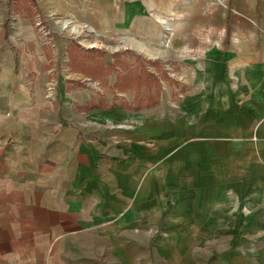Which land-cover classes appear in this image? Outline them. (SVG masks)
I'll return each instance as SVG.
<instances>
[{"label":"crops","instance_id":"crops-1","mask_svg":"<svg viewBox=\"0 0 264 264\" xmlns=\"http://www.w3.org/2000/svg\"><path fill=\"white\" fill-rule=\"evenodd\" d=\"M89 1L95 3L89 14L101 28L109 26L107 17L116 30L134 27L148 2ZM218 1H190L185 48L197 51L191 60L197 89L181 102L175 122L183 130L230 131L194 137L182 132L154 151L150 119L143 118L138 128L146 129L143 135L131 131L126 143L118 144L120 152L104 153V139L89 138L71 121L62 90L57 105L48 92L52 79L40 66L47 60L44 45L11 42L5 28L0 264H120V256L121 264H135L134 242L146 240L137 226L162 225L167 210L192 225L202 220L230 226L231 218H240L247 195L262 192L240 169L250 157L253 167L264 162L255 154L264 146V0H226L221 10L215 9ZM193 139L211 142L212 148L184 154L187 165H182L175 154ZM175 140L179 145L166 150ZM220 146L221 152L215 149ZM236 149L241 153L232 154ZM120 243L131 245L120 250Z\"/></svg>","mask_w":264,"mask_h":264},{"label":"rangeland","instance_id":"rangeland-1","mask_svg":"<svg viewBox=\"0 0 264 264\" xmlns=\"http://www.w3.org/2000/svg\"><path fill=\"white\" fill-rule=\"evenodd\" d=\"M146 1V10L140 13V21L135 18L134 27L116 30L107 17L109 26L101 28L99 20L89 14L95 6L89 0H0V43L6 41L7 28L11 42L44 45L47 60L40 66L52 79L48 92L57 105L55 96L62 90L71 121L82 125L89 138L104 139V153L120 152L118 144L126 143L131 131L143 135L146 129L138 130L143 118L150 119L153 151L182 132L194 137L230 131L183 130L176 124L181 102L194 88L191 60L197 51L185 48L191 0ZM218 2L215 9H223L226 0ZM108 10L104 8V13ZM74 24L78 30L72 28ZM180 140L166 150L178 146ZM211 148V142L193 139L175 155L187 165L184 154ZM222 148L215 149L221 152ZM255 154L264 156V146L257 147ZM253 164L250 157L240 170L262 192L247 195L240 218H231L230 226L212 225L211 221L204 225L202 220L192 225L189 219L176 220L173 211L167 210L162 225L136 227V233L146 240L134 242L135 264H264V162L262 167ZM257 199L262 201H253ZM127 244L131 245L120 243V250ZM121 258L120 264L125 260Z\"/></svg>","mask_w":264,"mask_h":264},{"label":"bare ground","instance_id":"bare-ground-1","mask_svg":"<svg viewBox=\"0 0 264 264\" xmlns=\"http://www.w3.org/2000/svg\"><path fill=\"white\" fill-rule=\"evenodd\" d=\"M68 25V21L67 20H64V22H63V26H67ZM170 25H167V27H169ZM72 28L74 29V30H78V28H77V26L74 24V25H72ZM132 41V40H131ZM130 40H129V42H131ZM132 43V42H131ZM133 44V43H132ZM135 44V43H134ZM138 47L140 48V49H144V45H142V44H139L138 45ZM148 54L149 55H154L153 53H151V52H148Z\"/></svg>","mask_w":264,"mask_h":264},{"label":"trees","instance_id":"trees-1","mask_svg":"<svg viewBox=\"0 0 264 264\" xmlns=\"http://www.w3.org/2000/svg\"><path fill=\"white\" fill-rule=\"evenodd\" d=\"M147 106H152V105H147Z\"/></svg>","mask_w":264,"mask_h":264}]
</instances>
